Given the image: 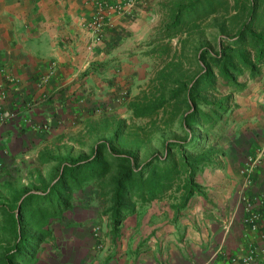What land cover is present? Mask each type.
Instances as JSON below:
<instances>
[{"label":"crops","instance_id":"crops-1","mask_svg":"<svg viewBox=\"0 0 264 264\" xmlns=\"http://www.w3.org/2000/svg\"><path fill=\"white\" fill-rule=\"evenodd\" d=\"M176 1L135 0L120 11L124 0H107L110 23L97 34L90 23L100 0H0V164L69 130L82 131L101 103L115 108L137 61L132 56L148 48ZM235 102L232 131L219 142L225 154L197 176L206 195H193L182 209L173 207L170 194L156 199L129 215L115 237L109 221L101 247L86 226L65 262L230 264L237 258L244 264L254 249L253 264H264V231L244 221L241 197L243 167L264 146V75ZM246 190L254 198L264 194V159Z\"/></svg>","mask_w":264,"mask_h":264},{"label":"trees","instance_id":"trees-1","mask_svg":"<svg viewBox=\"0 0 264 264\" xmlns=\"http://www.w3.org/2000/svg\"><path fill=\"white\" fill-rule=\"evenodd\" d=\"M147 46L160 64L135 97L125 93L132 125L90 116L71 137L82 148L92 141L88 152L43 150L37 162L52 167L27 186L0 177V264H35L42 244L55 237L53 223L90 185L114 237L156 199L170 194L182 209L193 195H206L197 176L225 154L219 142L239 107L235 95L264 75V0H177Z\"/></svg>","mask_w":264,"mask_h":264},{"label":"rangeland","instance_id":"rangeland-1","mask_svg":"<svg viewBox=\"0 0 264 264\" xmlns=\"http://www.w3.org/2000/svg\"><path fill=\"white\" fill-rule=\"evenodd\" d=\"M153 38H151V40ZM173 42L176 44L178 42V38H174ZM147 49L148 48H146V50ZM145 51L135 53L132 56L134 58V56L137 55V61L134 62V65L130 66L128 69V73L126 75L127 82L122 86L121 97L115 100V108H110L112 105L111 103L105 107L101 106V103L99 107L92 110L89 116L97 120L106 115L117 118L120 117L122 119H126L128 125L133 124L131 123V112L127 106L128 100L124 97L125 93L127 90H130V98L135 97L143 88L146 87L153 71H155L160 64L159 57L150 55ZM134 74H136V76H134ZM142 122L144 121L138 120V123ZM78 124H80V121L77 125ZM225 128L227 131H232V123L228 122L225 125ZM80 132L81 131L75 133L73 130H69L61 137H53L52 140L38 150L31 148L24 149L21 155L17 156L14 163L7 166L2 164L4 165L3 167L0 164L2 167L1 171H4L3 180L6 179L13 181L17 186H27L32 181L34 182V175L37 173L41 172L43 175L47 176L52 165H42L37 162V157L43 150L53 154H57L59 152L65 153L68 151L67 148L74 146L75 153L88 152V147L92 141L88 142L89 145L87 147L82 148L71 140V137L77 136ZM151 146L154 147V149H157L156 143H153ZM0 183H3V181L0 180ZM77 199L78 200L74 210L67 212L62 221H56L53 223L52 226L55 237L42 244V248L38 254V260L35 264H49L51 262L50 257L54 258L55 264H68V262H65L66 258L64 257H68L70 255V252L72 251L71 247H73V244L76 242V236H82L78 233V231L84 230L86 226L90 227L91 239L93 242L96 241L97 237L100 238L101 235H107L105 233L108 232L107 225H109V218L107 215L102 213L103 208L101 201L98 199V190L90 185L84 191L77 194ZM2 220V217H0V231L3 230L2 227H4ZM98 227H100L99 230ZM2 252L3 250L0 246V258H2Z\"/></svg>","mask_w":264,"mask_h":264},{"label":"built area","instance_id":"built-area-1","mask_svg":"<svg viewBox=\"0 0 264 264\" xmlns=\"http://www.w3.org/2000/svg\"><path fill=\"white\" fill-rule=\"evenodd\" d=\"M124 3L125 5H121V7H119L120 11L132 8L134 6L135 0H124ZM110 6L111 5L107 2V0H100V2L98 3V10L93 17L92 22L90 23L91 28L96 31L97 34H100L103 28L110 23L108 16V8H110ZM263 159L264 146L259 148L257 152L252 155L245 163L243 167L245 189L241 192L242 201L244 202L247 211L244 221L251 227V229L258 231H264V194L257 198H254L248 195L246 189L249 184L252 183L254 172L256 168L261 165ZM99 229L100 227H98V230ZM101 246L102 245L100 244V247ZM262 252L264 254V248ZM255 253L256 251L254 249H251L245 256H243L242 261L244 262V264H253ZM236 261L237 258H233L230 264H236Z\"/></svg>","mask_w":264,"mask_h":264}]
</instances>
